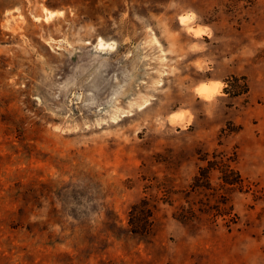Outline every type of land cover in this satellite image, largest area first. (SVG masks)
Segmentation results:
<instances>
[{
    "label": "rangeland",
    "instance_id": "1",
    "mask_svg": "<svg viewBox=\"0 0 264 264\" xmlns=\"http://www.w3.org/2000/svg\"><path fill=\"white\" fill-rule=\"evenodd\" d=\"M0 264H264V0H0Z\"/></svg>",
    "mask_w": 264,
    "mask_h": 264
},
{
    "label": "trees",
    "instance_id": "2",
    "mask_svg": "<svg viewBox=\"0 0 264 264\" xmlns=\"http://www.w3.org/2000/svg\"><path fill=\"white\" fill-rule=\"evenodd\" d=\"M220 165L221 166H218V168H220V175L218 178H220L222 181V185L227 186L228 188L239 186L242 182V177L238 170L226 162H222ZM212 168H214L213 162L208 160V164L201 166L198 170V174L194 176V182L192 186L211 188L209 181V171ZM199 210L201 212L210 213L213 216L222 215L224 216L226 222H236L237 215L232 213V206L226 204V201L224 200H220V202L214 204L210 210ZM152 212L153 211L149 205V201L146 198H143L139 202L132 204L129 210V227L127 228V231L138 236L140 239H145L151 233L153 224ZM191 212L192 210H189V212L186 210L179 211L176 214L174 213V217L181 221L189 222L192 220L190 216Z\"/></svg>",
    "mask_w": 264,
    "mask_h": 264
},
{
    "label": "bare ground",
    "instance_id": "3",
    "mask_svg": "<svg viewBox=\"0 0 264 264\" xmlns=\"http://www.w3.org/2000/svg\"><path fill=\"white\" fill-rule=\"evenodd\" d=\"M61 12H62L61 10L58 11V13H61ZM55 13H57V12L53 11V10H47L45 16H46V18H49V17L53 16ZM187 19H188V14L187 15L186 14H182V15L179 16V20H180L181 23H185ZM191 29H193L192 31H196L197 28L191 27ZM96 46H97V48L99 50L106 49V48H113L114 41H107V40H104L102 37H98L97 40H96ZM196 89H197V93H199V95H201L203 98L204 97L208 98L211 95H213L214 92H215L214 87L209 85V84H207V83H205V84L201 83V85L197 86Z\"/></svg>",
    "mask_w": 264,
    "mask_h": 264
}]
</instances>
